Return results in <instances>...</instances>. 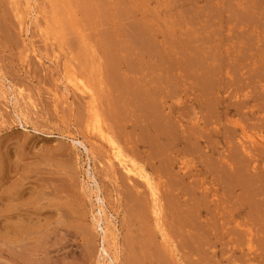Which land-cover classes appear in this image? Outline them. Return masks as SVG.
<instances>
[{"label": "rangeland", "instance_id": "374dc122", "mask_svg": "<svg viewBox=\"0 0 264 264\" xmlns=\"http://www.w3.org/2000/svg\"><path fill=\"white\" fill-rule=\"evenodd\" d=\"M1 173L0 264H264V0H0Z\"/></svg>", "mask_w": 264, "mask_h": 264}, {"label": "bare ground", "instance_id": "6f19581e", "mask_svg": "<svg viewBox=\"0 0 264 264\" xmlns=\"http://www.w3.org/2000/svg\"><path fill=\"white\" fill-rule=\"evenodd\" d=\"M73 82H74V85H76L77 88L82 89V90L84 89L83 86L80 84V82H78V81H73ZM207 82H208V81H207ZM208 87H210V86H208ZM150 107H151V106H150ZM106 111H107V110H106ZM152 116H153V115H152ZM154 117H155V116H154ZM156 117H158V116H156ZM110 118H111V117H110ZM157 120L159 121V120H161V118L159 119V117H158ZM113 125H114V122H113ZM154 125L157 126V124H154ZM159 125H160V124H159ZM165 126H166V125H165ZM157 127H158V126H157ZM159 127H160V126H159ZM162 127H163V126H162ZM160 128H161V127H160ZM168 128H169V127H168ZM156 130H157V129H156ZM163 131H164V130H163ZM163 131H162V132H163ZM170 131H171V130H170ZM159 132H160V130H159ZM157 133H158V132H157ZM163 133H165V132H163ZM160 134H161V133H160ZM160 134H159V135H160ZM102 135H103V134H102ZM161 135H163V134H161ZM103 136H104V135H103ZM165 136H167V135H165ZM157 153H158V152H157ZM115 155H116L117 158H119V156H120L118 153H116ZM119 161H120L121 163H123V166H124L125 170H126L128 173L137 174L139 177L144 178L145 183L148 185V188L150 189V191L152 192V195H153V198H152V200H151V201H153V212H154L155 214H157V207L155 206V205H156V202H157V197H155V195H156V188H155L154 185L150 182L149 178L146 177L145 175H143V174H142L139 170H137L136 168H135V170H134V169L132 168V166H129V164H128V163H125V161L122 160L121 158H119ZM164 161H165V160H164ZM169 165H170V164H169ZM166 166H167V164H166ZM24 170H25V169H24ZM10 171H11V170H10ZM6 172H7V171H6ZM28 172H29V170H28ZM22 174H23V173H22ZM0 175H2V173H1ZM25 177H26V176H25ZM26 178H27V177H26ZM236 178H237V177H236ZM29 179H30V178H29ZM18 181H19V180H18ZM233 181H234V180H233ZM16 182H17V181H16ZM1 183H2V182H1ZM5 184H7V183H5ZM26 184H27V183H26ZM2 185H3V184H2ZM22 186H24V185H22ZM1 187H2V186H1ZM13 187H14V186H13ZM19 188H20V187H19ZM22 188H23V187H22ZM30 188H31V187H30ZM36 188H38V187H36ZM17 190H18V189H17ZM29 190H30V189H29ZM6 191H7V189H6ZM10 191H11V190H10ZM2 193H3V192H2ZM4 193H5V196H3V198L5 199V198L8 197V194H6V192H4ZM4 193H3V194H4ZM10 194H12V193H10ZM33 194H34V193H33ZM133 194H134V193H133ZM22 195H23V194H22ZM29 195H31V194H29ZM34 195H35V194H34ZM130 195H131V194H130ZM6 196H7V197H6ZM25 196H27V195H25ZM25 196H23V197H25ZM40 196H41V195H39L38 199L40 198ZM9 197H11V196L9 195ZM28 197H29V196H28ZM42 197H43V196H42ZM130 197H131V196H130ZM21 198H22V197H21ZM25 198H26V197H25ZM31 198H32V196H31ZM31 198H30V199H31ZM133 198L135 199L136 196L133 197ZM16 199H17V198H16ZM38 199H37V200H38ZM41 199H42V198H41ZM41 199H39V200H41ZM5 200H6V199H5ZM5 200H4V201H5ZM8 200L10 201L9 198H8ZM18 200H19V199H18ZM25 200H26V199H24V201H25ZM138 200H139V199H138ZM2 201H3V200H1V202H2ZM13 201H14V200H12L11 203H9V205L11 204L12 207H13V204H14ZM21 201H22V200H21ZM21 201H20V203H21ZM29 201H30V200H29ZM31 201H32V200H31ZM132 201H133V200H132ZM136 201H137V200H136ZM136 201H135V202H136ZM139 201H140V200H139ZM12 202H13V204H12ZM15 202H16V201H15ZM27 202H28V201H27ZM137 202H138V201H137ZM133 203H134V202H133ZM5 204L7 205V204H8V201H6V203H4L3 205H5ZM15 204H16V203H15ZM17 204H19V203H17ZM23 204H24V203H23ZM137 204H138V203H137ZM6 205H5V207H6ZM131 205H132V204H131ZM134 205H135V204H134ZM26 206H27V205H26ZM1 207H2V206H1ZM3 207H4V206H3ZM5 207L2 208V209H7V210H8L9 207H8V208H5ZM136 207H137V206H136ZM38 208H39V207H38ZM131 208H134V207H131ZM137 208H138V207H137ZM10 209H11V208H10ZM35 209H36V208H35ZM144 209H145V208H144ZM0 210H1V209H0ZM7 210H3V212H5V211H7ZM13 210H14V209H13ZM37 210H38V209H37ZM39 210H40V209H39ZM7 212H10V210H8ZM12 212H13V211H12ZM20 212H22V211H20ZM136 212H137V211H136ZM139 212H140V211H139ZM141 212H142V211H141ZM15 214H16V213H15ZM142 214H144V212H143ZM142 214H141V216H142ZM146 214H147V213H146ZM178 214H179V213H178ZM178 214H177V215H178ZM4 215H6V214H4ZM4 215H2V217H3ZM9 215H10V214H9ZM16 215L18 216V214H16ZM16 215H15V216H16ZM22 215H23V214H22ZM32 215H34V214H32ZM184 215H185V214H184ZM0 216H1V215H0ZM19 216L21 217V215H19ZM36 216H37V214H36ZM38 216H40V215L38 214ZM137 216H138V215H137ZM182 216H183V215H182ZM182 216H181V217H182ZM4 217H6V216H4ZM27 217H28V215H27ZM33 217H34V216H33ZM33 217H32V218H33ZM142 217H143V216H142ZM145 217H148V216H145ZM145 217H144V218H145ZM178 217H179V215H178ZM186 217H187V216H186ZM6 218H7V217H6ZM6 218H5V219H6ZM10 218H11V217H10ZM10 218H9V219H10ZM38 218H39V217H38ZM38 218H37V220H38ZM144 218H143V219H140V220H144ZM5 219H4V220H5ZM9 219H8V220H9ZM21 219H22V218H21ZM25 219H26V218H25ZM4 220H3V221H4ZM6 220H7V219H6ZM8 220H7V221H8ZM11 220H13V219H11ZM14 220H15V218H14ZM28 220H29V217H28ZM33 220H34V218H33ZM182 220H185V219L183 218ZM1 221H2V220H1ZM19 221H21V220H19ZM38 221H39V220H38ZM137 221H138V220H137ZM4 222H5V221H4ZM9 222H10V221H9ZM14 222H15V221H14ZM143 222H144V221H143ZM178 222H180V221H178ZM184 222H185V221H184ZM1 223H2V222H0V225H1ZM17 223H18V222H16V224H17ZM30 223H31V221H30ZM36 223H39V222H36ZM181 223H182V221H181ZM31 224H33V223H31ZM34 224H35V223H34ZM6 225H7V224H6ZM24 225H25V223H24ZM36 225H37V224H36ZM139 225H140V222H139ZM142 225H143V224H142ZM2 226H4V225L2 224ZM2 226H1V227H2ZM29 226H30V225H29ZM33 226H35V225H33ZM5 227H6V226H5ZM39 227H40V226H39ZM39 227H38L37 229H39ZM142 227H143V229H144L145 226H142ZM17 228H18V227H17ZM17 228H15V230H16ZM138 228H139V227H138ZM3 229H5V228H3ZM3 229H2V231H3ZM11 229H12V228H11ZM0 230H1V229H0ZM17 230H18V229H17ZM29 230H32V229L29 228ZM5 231H8V230H4L3 233H5ZM12 231H13V230H12ZM33 231H34V230H33ZM37 231H38V230H37ZM139 231H140V230H139ZM143 231H144V230H143ZM20 232H21V231H20ZM3 233H2V234H3ZM36 233H37V232H36ZM11 234H12V233H11ZM18 234H19V233H18ZM141 234H142V233H141ZM141 234H140V235H141ZM0 236H1V235H0ZM137 236H138V235H137ZM6 237H7V236H6ZM12 237H13V236H12ZM12 237H11V238H12ZM14 237H15V236H14ZM14 237H13V238H14ZM38 237H40V236H38ZM135 237H136V236H135ZM138 237H139V236H138ZM138 237H137V239H138ZM140 237H141V236H140ZM1 238H2V237H1ZM21 238H22V237H21ZM9 239H10V238H9ZM23 239H24V238H23ZM30 239H31V238H30ZM137 239H136V240H137ZM2 240H3V239H2ZM5 240H6V241H4V243L7 242V238H6ZM20 240H21V239H19V241H20ZM129 240H130V239H129ZM134 240H135V239H134ZM138 240H140V238H139ZM8 241L11 242L12 240H8ZM24 241H25V240H24ZM144 241H145V240H144ZM0 242H1V241H0ZM2 242H3V241H2ZM14 242H15V240H14ZM20 242H22V241H20ZM36 242L38 243L37 240H36ZM39 242H40V240H39ZM140 242H141V241H140ZM1 244H2V243H1ZM10 244H11V243H10ZM10 244H9V245H10ZM16 244H17V243H16ZM130 244H132V243H130ZM130 244H129V245H130ZM134 244L136 245V243H134ZM138 244H139V243H138ZM138 244H137L136 246H138ZM4 245H5V244H4ZM33 245H35V244H32V246H33ZM135 245H134V247H135ZM140 245L142 246L143 244L140 243ZM140 245H139V246H140ZM7 246H8V245H7ZM30 246H31V245H30ZM30 246H29V247H30ZM36 246H37V245H36ZM36 246H34V247H36ZM144 246H145V245H143L142 247H144ZM146 246H147V243H146ZM5 247H6V246H5ZM27 247H28V246H27ZM37 247H40V245L37 246ZM132 247H133V246H132ZM30 248H32V247H30ZM28 249H29V248H28ZM32 249H33V248H32ZM134 249H135V248H134ZM141 249H142V248H141ZM19 250H20V248H19ZM21 250H23V249H21ZM29 250H30V249H29ZM146 250H147V249H146ZM4 252H5V251H4ZM143 252H144V251H143ZM20 253H21V252H20ZM23 253H24V252H23ZM23 253H22V254H23ZM139 253H140V252H139ZM144 253H145V252H144ZM159 253H160V251H159ZM16 254H17V253H16ZM34 254H35V253H34ZM135 254H136V253H135ZM137 254H138V253H137ZM160 254L163 256V253H160ZM160 254H159V255H160ZM23 255H24V254H23ZM23 255H22V256H23ZM25 255L27 256L26 252H25ZM32 255H33V254H32ZM138 255H139V254H138ZM145 255H146V254H145ZM26 256H25L24 258H26ZM132 256H133V255H132ZM137 257H138V256H137ZM21 258H22V257H21ZM27 258H28V257H27ZM160 258H161V257H160ZM163 258H164V256H163ZM29 259H30V258H29ZM136 260L138 261L137 258H136ZM139 260H140V257H139ZM164 260H165V258H164ZM133 261H135V259H134ZM137 261H136V262H137ZM136 262H135V263H136ZM138 262H140V261H138ZM129 263H130V261H129ZM131 264H132V262H131ZM137 264H138V263H137Z\"/></svg>", "mask_w": 264, "mask_h": 264}]
</instances>
